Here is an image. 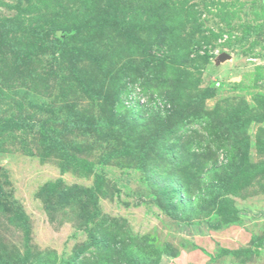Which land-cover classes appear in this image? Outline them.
Listing matches in <instances>:
<instances>
[{"label":"rangeland","instance_id":"1","mask_svg":"<svg viewBox=\"0 0 264 264\" xmlns=\"http://www.w3.org/2000/svg\"><path fill=\"white\" fill-rule=\"evenodd\" d=\"M0 264H264V0H0Z\"/></svg>","mask_w":264,"mask_h":264},{"label":"water","instance_id":"2","mask_svg":"<svg viewBox=\"0 0 264 264\" xmlns=\"http://www.w3.org/2000/svg\"><path fill=\"white\" fill-rule=\"evenodd\" d=\"M228 57V54L227 53H221L220 55H219V60L220 61H222V60H224V59H226Z\"/></svg>","mask_w":264,"mask_h":264}]
</instances>
